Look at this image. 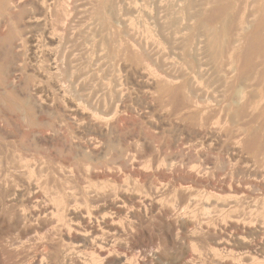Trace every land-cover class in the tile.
<instances>
[{"label": "rangeland", "instance_id": "374dc122", "mask_svg": "<svg viewBox=\"0 0 264 264\" xmlns=\"http://www.w3.org/2000/svg\"><path fill=\"white\" fill-rule=\"evenodd\" d=\"M19 1L23 3L26 0ZM87 1L90 5L86 0H65L64 3L66 4L63 3V0L62 3H60V0H52L56 9L51 8L50 15H47L46 18L48 23L46 22L45 25V28L54 25L58 30L62 26V22L67 21L69 26L67 35L70 40L66 46H68V49H74L75 55L72 57V61L75 64L71 61L70 65L65 67L66 71L67 68L68 71H71L75 66L73 69L74 72L76 71L74 84H77L75 86L77 90L72 89L69 86L70 83L66 81V75H64L66 71L64 74H58L62 79L58 84H61L62 86H60L64 89L60 87L61 90L59 91L53 86L56 84L57 75L50 74L45 70L47 67L45 53L47 51L54 53L56 49L53 46H43L41 29L26 25V18H23L20 21L21 23L16 20L10 22L7 15L12 14L13 11L17 12L18 7H12L11 11L9 10L6 13L7 19L0 16V38H12V52L18 53L16 65L18 69L20 68L17 70L19 72H14L15 74L19 73L16 76L13 73L6 77L0 75V83L2 82L0 84L2 89H0V106H2V108L0 107V127H3L4 131L7 132L3 134L4 136L0 135V166L2 168L6 165L9 166L7 170L9 173L0 170V264H40L42 262L44 264H84V262L107 264L110 258L117 255L121 258L118 264H129V262L131 264H264V0H249V5L245 6L246 8L242 4L244 0H211L207 4L208 8L206 10H201L206 0H187L186 5L190 4V13L202 12V15L199 14V17L192 19L195 28L191 30L183 29L184 20L183 24L176 22L177 14L174 12L170 15V22L166 25L163 24L168 7H171L173 11H177L181 5L178 0H163L164 3L161 0L162 3L159 0H152L151 3L150 0H136V4H133L131 0H117V6L120 5L119 9L117 8L119 12L117 20H112L110 13L104 12L106 0ZM191 1L192 3H190ZM125 2H128V4ZM137 3L140 6H137ZM26 7V10L22 9L25 15L30 12L29 6ZM242 9L245 10L246 18L250 20L251 26L242 33L239 42L234 43L237 44L236 49L232 52L234 67L229 73H225L227 81L225 82L220 73L215 70L220 63L227 62L228 49L236 39L235 21ZM65 14L69 17H66ZM58 17H60L61 23L60 20H56ZM128 18L130 19L128 20ZM157 18L158 20H156ZM155 20L160 21L161 24L155 25ZM129 21L130 23L126 24ZM224 21L228 22L227 26H225ZM171 22L173 25H171ZM231 22L234 24H231ZM144 26L149 27L152 34L147 30L145 31ZM178 26L180 28H177ZM108 27L113 29L110 30ZM107 31L118 37H123L126 42L132 43L134 41V49L129 48L127 51L119 49L116 51L115 47L112 50L110 48L105 49V47L104 50L99 47L98 42ZM139 32L141 33L138 35ZM208 32L213 35L212 39L216 43V50L214 48L213 51L216 55L220 53L219 58L213 59L211 56L213 51L205 48L206 33ZM145 35L147 36L145 37ZM201 36H204V38ZM157 39L161 41L156 42ZM21 40H23L22 43ZM191 41L197 43L198 49L192 57L197 64L190 71V62L187 58L189 60L192 58H189L187 54L190 52L189 44ZM36 45L38 48L35 47ZM138 46L139 49H137ZM102 50L104 51L101 52ZM38 51H40V55H38ZM86 52H90L92 63L89 66L90 68L88 67L86 77L84 79L80 77L81 81L76 75H79L78 69L86 61ZM123 53L124 57L120 56ZM34 58H38V61ZM159 73L161 76H159ZM245 73L249 78L246 81L249 84L246 98L239 104L228 106V95L231 94L236 85L242 82ZM12 77L15 79H12ZM114 77L117 79V85L112 80ZM149 78H155L156 80L170 78L172 82L154 84L155 87H153L143 83L144 80L147 81ZM13 80L15 82L14 87L8 86V83L10 84ZM79 81L81 85L78 83ZM4 82H7V85ZM83 85L87 88V91H84L91 92L90 105L87 106V110L91 107L88 110L90 114L105 119L103 124H107L106 127L109 130V134L107 133L108 135L105 136V141L110 142L111 139L114 141L111 140L110 145L112 146L109 145L106 153L100 156V160L96 158L91 160L94 161L93 163L90 161L94 166L93 171L78 173L73 167V169L66 167L64 170H59L57 165L60 161L64 162L65 165L73 162L70 157L71 154L67 151L59 154L54 142L51 140L45 148L35 147L28 132L30 130L29 123L27 124L22 117L20 118L22 115L21 110L27 109L29 111V105L25 97L36 94L35 97L40 101L49 100L47 102L55 105L54 107H59V103L62 106L66 98L65 95L68 94L67 98H77V93L81 92L80 88ZM27 91L29 93H24ZM59 95H62V97ZM3 108L7 111L5 114L1 112ZM6 114L7 116H5ZM16 117H19L18 121ZM18 122L20 125H18ZM79 122L82 121H77L78 125ZM78 125L74 124V129L62 125L57 128V134L53 137L59 136L65 147L70 145L74 147L76 144L87 147L89 144L88 137L92 138L90 140L93 142L98 141L97 138L95 139L85 131V136L81 133L77 134L75 128ZM40 128L37 127L40 135L48 136L52 132L45 127ZM8 130L9 134L11 133L10 135L14 137L8 134ZM146 142L150 143V147L146 146ZM119 150L123 152L129 161H132L128 162L129 165L126 164L125 168L121 169L122 171L111 164L109 170L110 168L113 169L109 171L103 163L109 162V158ZM19 154H34L43 157L42 159L46 164L43 163L44 169L39 173L41 177L38 173L29 174V176L28 173H18L12 169L11 166H16L19 163ZM97 161L100 163H97ZM190 167H192V170ZM102 169L105 170L102 171ZM204 169L206 172H203ZM62 177L69 179V186H74L70 190L65 189L67 199L71 198L69 200L72 201L69 205H62L64 210L59 205L58 209L61 208L59 211L63 210V213L55 211L57 205H54L51 198L52 194L62 187ZM105 178L111 184L114 182L112 185L117 190L112 188L110 183V186L105 185L107 187H101V190L87 187L86 182L88 184L99 183ZM29 188L35 190L32 191L33 189L30 190ZM70 192L73 195H70ZM34 195L38 196L39 203L37 204L35 198H33ZM153 196L157 200L159 199V202ZM160 198H163V200L160 201ZM68 206L71 209L77 208L78 216L84 217L85 221L70 214L71 209ZM25 208L26 210H24ZM88 210L90 215L87 214ZM32 211L36 213L34 212V214ZM56 212L57 214L61 213V215H56ZM19 213H22L23 216L25 214L22 220L17 219ZM58 216L63 217L59 218ZM87 218H89V221ZM82 222L86 225L85 227ZM53 224H55V227ZM72 224H77L81 230L85 229L87 225L96 229L99 227L97 229V239H100L97 241L98 244L97 242L88 241L83 247L78 248L76 242L78 234L72 228ZM111 224L112 227H116L114 231L111 230L113 232L105 226ZM50 225H53V227H50ZM31 227L32 231L28 229H31ZM35 229L36 234L34 233ZM69 229H71V232ZM66 230L68 234L65 232ZM63 233L65 234L63 235ZM224 236L225 238H223ZM35 237L37 240H35ZM221 243L225 244L222 245ZM42 245L44 247H41ZM68 248L69 250L71 248L75 250L70 252ZM229 249L230 252L227 253ZM132 251L134 254H132ZM79 252L82 255L79 254V256L77 254ZM127 255L132 256V258ZM44 256L46 260H43ZM79 257L82 261L79 260ZM91 259L94 262H91ZM100 261L104 262L101 263Z\"/></svg>", "mask_w": 264, "mask_h": 264}, {"label": "bare ground", "instance_id": "6f19581e", "mask_svg": "<svg viewBox=\"0 0 264 264\" xmlns=\"http://www.w3.org/2000/svg\"><path fill=\"white\" fill-rule=\"evenodd\" d=\"M61 2L60 3H62V0H60ZM64 1L65 0H63V3H64ZM104 1V0H103ZM132 1V3L133 4H136V0H131ZM138 1V0H137ZM151 1L152 0H150V3H151ZM157 1V0H156ZM160 1V0H159ZM162 2H163V0H161ZM160 1V3H162ZM179 1L181 2V5L179 6V8L177 9V11H173V9L171 8V7H168V9H167V13H166V15H165V21H163V24H168L169 22H170V15L171 14H173V12L175 13V14H177L176 15V22H178V23H180V24H183V20L185 21V24H184V28L183 29H189V30H191V29H194L195 28V26L192 24V21H194V20H192V19H196L197 17H199V14H201L202 15V12H196V13H190L189 12V10H191L190 9V4H187L186 5V3H187V0H178V3H179ZM213 1V0H212ZM242 1V0H241ZM21 1H19V0H0V16H2V17H5L6 18V13L12 8V7H14V8H16V7H18L19 8V10L17 11V12H15V11H13L12 12V14H8L7 16V18H8V20L11 22L12 20H16V21H18V22H20V21H22V19L23 18H26L25 20H27L26 22H25V24L26 25H32V26H35V27H38L39 29H41V38H42V43H43V46H46V47H50V46H53L56 50H54L55 52L54 53H51L50 51H47L45 54H46V56H47V58H46V68H45V70L46 71H48V73H50V74H55V75H57L56 77H57V79L55 80L56 82V84H54L53 86H55L59 91L61 90V88H63V87H61L58 83H59V81L60 80H62L61 78H60V76L58 75V74H64L65 73V71H66V65L68 66V65H70V63H71V61H72V57L75 55V53L73 52L74 51V49L73 48H69L68 49V46H66V44L67 43H69V40H70V38H69V36L67 35V32H68V25H67V21H63L62 22V26L57 30V28H56V26H51L50 25V28H45V25H46V22L48 21V20H46V18H47V15H50L49 14V12H51V8H55V3L53 4L52 3V0H50V1H48V0H26V1H23V3H20ZM83 2V1H82ZM86 2L88 3V1L86 0ZM117 0H106V4H105V10H104V12L106 11L108 14L110 13V17H111V19L112 20H117V18H119L118 16V10H117V8L119 9V7H120V5H119V7L117 6ZM141 2H143V1H141ZM211 2V0H206L205 1V3H204V5L201 7V10H206L208 7H207V4H209ZM229 2V1H228ZM249 0H244V3H242L243 5H244V8H246L245 6H247V5H249ZM13 3V4H12ZM84 3V2H83ZM124 3V2H123ZM125 3H127L128 4V2H125ZM144 3V2H143ZM146 3V2H145ZM157 3V2H156ZM160 3H159V5H160ZM164 3V2H163ZM167 3V2H166ZM182 3H184V4H182ZM190 3H192V1L190 2ZM240 3V2H239ZM262 3V2H261ZM64 4H66V3H64ZM85 4V3H84ZM89 4V3H88ZM140 4H142V3H140ZM169 4V3H168ZM196 4V3H195ZM241 4V3H240ZM29 6L28 7V9H29V13H27L26 15L24 14L25 12H23V10L25 9L26 10V6ZM90 5V4H89ZM103 5V4H102ZM131 5V4H130ZM139 4L137 3V6H138ZM156 5V4H155ZM166 5V4H165ZM164 5V6H165ZM200 5V4H199ZM65 6V5H64ZM68 7L70 6V5H67ZM84 6V5H83ZM87 6V5H86ZM85 6V7H86ZM123 6V5H122ZM121 6V7H122ZM128 6V5H127ZM140 6V5H139ZM144 6V5H143ZM168 6V5H167ZM192 6H194L193 4H192ZM197 6V5H196ZM57 7V6H56ZM79 7H81V6H79ZM103 7V8H104ZM125 7V6H124ZM136 7V6H135ZM148 7H149V4H148ZM160 7V6H159ZM250 7V6H249ZM65 8V7H64ZM63 8V9H64ZM84 8V7H83ZM82 8V9H83ZM92 8H93V6H92ZM95 8V7H94ZM97 8H99V7H97ZM96 8V9H97ZM145 8H147V7H145ZM152 8V7H151ZM251 8V7H250ZM262 8V7H261ZM264 8V7H263ZM23 9V10H22ZM27 9V10H28ZM56 9V8H55ZM81 9V10H82ZM90 9V8H89ZM99 9H101V8H99ZM159 9V8H158ZM192 9H194V8H192ZM197 9V8H196ZM248 9V8H247ZM15 10V9H14ZM149 10V9H148ZM165 10V9H164ZM171 10H172V12H171ZM11 11V10H10ZM91 11V10H90ZM144 11V10H143ZM147 11V10H146ZM194 11V10H193ZM215 11V10H214ZM223 11V10H222ZM239 11V10H238ZM247 11V10H246ZM63 12H65V11H63ZM98 12H100V11H98ZM232 12V11H231ZM66 13V12H65ZM78 13V12H77ZM82 13H86V12H82ZM121 13V12H120ZM141 13H143L142 11H141ZM158 13H160V12H158ZM240 13V12H239ZM250 13V12H249ZM58 14V13H57ZM76 14V13H75ZM89 14H90V12H89ZM89 14H87V15H89ZM220 14V13H219ZM218 14V15H219ZM256 14V13H255ZM255 14H254V16H255ZM80 15V14H79ZM143 15V14H142ZM65 16H66V14H65ZM75 16V15H74ZM78 16V15H77ZM82 16V15H81ZM86 16V15H85ZM127 16V15H126ZM153 16H154V14H153ZM162 16V15H161ZM66 17H69V16H66ZM65 17V18H66ZM72 17V16H71ZM96 17V16H95ZM103 17V16H102ZM107 17V16H106ZM124 17V16H123ZM122 17V18H123ZM144 17H145V15H144ZM156 17H157V15H156ZM211 17V16H210ZM1 18V17H0ZM6 18V19H7ZM74 18V17H73ZM132 18H134V17H132ZM227 18V17H226ZM232 18V17H231ZM257 18V17H256ZM255 18V19H256ZM76 19V18H75ZM74 19V20H75ZM130 18H128V20H129ZM142 19V18H141ZM152 19V18H151ZM206 19V18H205ZM56 20H60V17H58V18H56ZM87 20V19H86ZM145 20H146V18H145ZM156 20H158V18L156 19ZM154 21L155 22V25H158V23L159 24H161L160 23V21L158 22V21ZM225 20V19H224ZM234 20V19H233ZM1 21V20H0ZM133 21V20H132ZM131 21V22H132ZM135 21V20H134ZM150 21V20H149ZM153 21V20H152ZM189 21H191L190 23H188ZM51 22V21H50ZM85 22V21H84ZM154 22H153V24H154ZM187 22V23H186ZM210 22V21H209ZM21 23V22H20ZM48 23V22H47ZM60 23H61V20H60ZM127 23H130V21L129 22H126V24ZM140 23V22H139ZM143 23H144V21H143ZM172 23V22H171ZM222 23V22H221ZM235 25L236 26H234V27H236V39H234V41H233V43L231 44V47L228 49V54H227V62H225L224 64H222V63H220L218 66H217V69L215 70V71H217V72H219L220 73V75L222 76V78L225 80V82H227L226 81V78H225V73L227 74V73H229L231 70H233V67H234V59H233V51H234V49H236V47H237V44H234V43H236V42H239V40L241 39V35H242V33L245 31V30H247L248 28H249V26H251V22H250V20L249 19H247L246 18V15H245V10L244 9H242L241 10V13H240V15H239V17H238V19L235 21ZM74 24V23H73ZM121 24V23H120ZM120 24H118V25H120ZM134 24V23H133ZM146 24V23H145ZM144 24V25H145ZM149 24H151V23H149ZM179 24V25H180ZM224 24H225V26H227V24H228V22L227 21H224ZM231 24H234V23H232L231 22ZM84 25V24H83ZM100 25V24H99ZM147 25V24H146ZM171 25H173V23L171 24ZM17 26H18V24H17ZM49 26V25H48ZM76 26V25H75ZM82 26V25H81ZM80 26V27H81ZM130 26H132V24H130ZM134 26V25H133ZM153 26V25H152ZM161 26H164V25H161ZM230 26H232V25H230ZM15 27V26H14ZM47 27V26H46ZM73 27V26H72ZM78 27V26H77ZM84 27V26H83ZM95 27H96V25H95ZM99 27V26H98ZM116 27V26H115ZM120 27H121V25H120ZM129 27V26H128ZM136 27V26H135ZM145 27V26H144ZM157 27V26H156ZM208 27V26H207ZM33 28V27H32ZM73 28H76V27H73ZM72 28V29H73ZM91 28V27H90ZM99 28H102V27H99ZM112 28V27H111ZM111 28H109L108 27V29H110L111 30ZM118 28V27H117ZM133 28V27H132ZM137 28V27H136ZM146 28V27H145ZM153 28V31H154V26L152 27ZM177 28H180V26H178ZM226 28V27H225ZM233 28V27H232ZM71 29V30H72ZM77 29V28H76ZM96 29V28H95ZM106 29V28H105ZM113 29V28H112ZM144 29V28H143ZM156 29V28H155ZM167 29V28H166ZM212 29V28H211ZM25 30V29H24ZM134 30V29H133ZM145 31L147 30V32H152V31H150V29H149V27H147L146 29H144ZM159 30H160V28H159ZM159 30H157V31H159ZM233 30H235V29H233ZM40 31V30H39ZM38 31V32H39ZM96 31V30H95ZM116 31V30H115ZM132 31V30H131ZM130 31V32H131ZM139 31H140V29H139ZM144 31V32H145ZM169 31V30H168ZM185 31V30H184ZM14 32V31H13ZM32 32V31H31ZM156 32V31H155ZM161 32V31H160ZM12 33V32H11ZM35 34H36V32H34ZM34 33H33V36H34ZM73 33H74V31H73ZM141 32H139L138 33V35L140 34ZM148 33V36L150 35V34H152V33H150L149 34ZM166 33V32H165ZM27 34V33H26ZM76 34V33H75ZM92 34V33H91ZM117 34V33H116ZM120 34H122V33H120ZM137 34V33H136ZM184 34V33H183ZM229 34V33H228ZM31 35V34H30ZM37 35V34H36ZM71 35V34H70ZM74 35V34H73ZM81 35H83V34H81ZM118 35V34H117ZM137 35V36H138ZM165 35V34H164ZM164 35H162V36H164ZM204 35V34H203ZM32 36V37H33ZM112 36H114V37H112ZM143 36H144V34H143ZM147 35H145V37H146ZM206 36H207V39L205 40V44H206V49L207 48H209V49H211L212 51L214 50V48H215V42H214V39H212L213 38V35L211 34V33H206ZM230 36V35H229ZM31 37V36H30ZM132 37V36H131ZM136 37V36H135ZM154 37H156L155 35H154ZM194 37V36H193ZM198 37V36H197ZM202 37V36H201ZM201 37H199V39H201ZM14 38V37H13ZM94 38V37H93ZM140 38H141V36H140ZM149 38V37H148ZM202 38H204V36L202 37ZM234 38V37H233ZM18 39H19V37H18ZM23 39V38H22ZM32 39V38H31ZM36 39V38H35ZM38 39V38H37ZM92 39V38H91ZM95 39V38H94ZM138 39H139V37H138ZM147 40V39H146ZM152 40V39H151ZM154 40H155V38H154ZM168 40V39H167ZM193 40H194V38H193ZM228 40V39H227ZM22 41L23 40H21L20 42L22 43ZM34 41V40H33ZM93 41V40H92ZM149 41V40H148ZM153 41V40H152ZM161 41V40H160ZM160 41H158V39H157V41L156 42H160ZM164 43H165V38H164ZM196 41H197V39H196ZM231 41V40H230ZM26 42H27V40H26ZM37 42H39V41H37ZM36 42V43H37ZM97 42V41H96ZM132 42V41H131ZM134 42V41H133ZM129 43L128 41L126 42L125 40H123V37L121 38L120 36L118 37V36H116L114 33H112V32H109V31H107L103 36H102V38L100 39V41L98 42V45H99V47H101L102 49H104V47H105V49L106 48H110L111 50H112V48H114L115 47V49H116V51H118L119 49L120 50H122V49H124L125 51H127V50H129V48L130 49H134V43ZM175 42V41H174ZM11 43H12V38H10V37H5V38H0V75L2 76V77H6V76H8V75H10V74H15L14 72L15 71H17V70H19L18 68H17V63H16V61H17V55H18V53L16 54L15 53V51L14 52H12V47H11ZM28 43V42H27ZM41 43V44H42ZM201 43V42H200ZM199 43V44H200ZM84 44V43H83ZM126 44V45H125ZM146 44H147V42H146ZM26 45V44H25ZM68 45V44H67ZM76 45V44H75ZM125 45V46H124ZM188 45V44H187ZM190 47H189V50H190V52L187 54L186 53V51H185V53L187 54V55H189L188 57L189 58H192L193 57V55L196 53L195 51H196V49H198V46H197V43L196 42H193V41H191L190 42ZM29 46V45H28ZM28 46H26V47H28ZM39 46V45H38ZM146 46V45H145ZM149 46V45H148ZM35 47H37V45L35 46ZM39 47H41V46H39ZM74 47V46H73ZM136 47H137V44H136ZM150 47V46H149ZM177 47V46H176ZM200 48H201V46H199ZM239 47V46H238ZM31 48V47H30ZM38 48V47H37ZM80 48H81V46H80ZM146 48H147V46H146ZM32 49V48H31ZM36 49V48H35ZM40 49V48H39ZM38 49V50H39ZM79 49V48H78ZM104 49V50H105ZM137 49H139V46H138V48ZM61 50V51H60ZM104 50H102L101 52H103ZM145 50V49H144ZM215 50H216V48H215ZM28 51H29V49H28ZM36 51V50H35ZM43 50H42V48H41V52H42ZM80 51V50H79ZM146 51V50H145ZM179 51V50H178ZM180 51H182V50H180ZM188 51V50H187ZM200 51V50H199ZM25 52H27V51H25ZM37 52V51H36ZM77 52V51H76ZM98 52V51H97ZM106 52V51H105ZM108 52V51H107ZM114 52V51H113ZM183 52V51H182ZM181 52V53H182ZM30 53V52H29ZM40 53V51H38V55H40L39 54ZM90 52H86V55H85V59H86V61H85V63L82 65V63H81V67L78 69V71H79V75H76V76H78V78L81 80V78L80 77H82L83 79L86 77V72L88 73V67L91 65V63H92V58L90 57V54H89ZM118 54H119V52H117ZM31 54V53H30ZM33 54V53H32ZM79 54V53H78ZM116 54V53H115ZM211 54V53H210ZM36 55V54H35ZM37 55V56H38ZM218 55V56H217ZM217 55H216V53L213 51V55H211L212 56V58L214 59V58H219V55H220V53H217ZM76 56H78V55H76ZM120 56H123L124 57V53L121 55L120 54ZM30 57V56H29ZM40 57V56H39ZM45 57V56H44ZM79 57V56H78ZM195 57V56H194ZM42 58V57H41ZM27 59V58H26ZM34 59H37V61H38V58H34ZM224 59V58H223ZM31 60V59H30ZM77 60V59H76ZM126 60V59H125ZM157 60H159V59H157ZM187 60H188V62H190V71H191V68L192 67H194L197 63L195 62V60H194V58H192V59H188L187 58ZM118 61V60H117ZM123 61V60H122ZM185 61V60H184ZM33 63H34V61H32ZM73 62V61H72ZM79 62H81V61H79ZM99 62V61H98ZM40 63V62H39ZM74 63V62H73ZM78 63V62H77ZM158 63H161V62H158ZM258 63V62H257ZM36 64V63H35ZM34 64V65H35ZM75 64V63H74ZM94 64V63H93ZM28 65V64H27ZM33 65V64H32ZM45 65V64H44ZM120 65H121V63H120ZM128 65V64H127ZM37 66V65H36ZM124 66V65H123ZM75 67V66H74ZM74 67L72 68V70L71 71H68V68H67V71H66V73L64 74V75H66L65 76V78L67 79L66 81H68L70 84H69V86L73 89V88H75L76 90H77V88L75 87L77 84H74V82H75V80H74V76H75V74H76V71L74 72ZM32 68V67H31ZM34 68H36V67H34ZM77 68V67H76ZM90 68V67H89ZM105 68V67H104ZM235 68H236V65H235ZM38 69H39V67H38ZM33 70V69H32ZM40 70V69H39ZM42 70H43V68H42ZM76 70V69H75ZM131 70V69H130ZM134 70V69H133ZM36 71H38V70H36ZM109 71V70H108ZM136 71V70H135ZM237 71V70H236ZM17 72H19V71H17ZM23 72V71H22ZM29 72V71H28ZM35 72V71H34ZM39 72V71H38ZM100 72V71H99ZM138 72V71H137ZM90 73V72H89ZM102 73V72H101ZM248 73H250L249 71H248ZM16 74H19V73H16ZM16 74H15V76H16ZM21 74V73H20ZM30 74V73H29ZM34 74H36V73H34ZM161 74H163V73H161ZM188 74H190V73H188ZM46 75H48V74H46ZM109 75V74H108ZM156 75V74H155ZM247 74L245 73V77L243 78V80H242V82H240L238 85H236L235 86V88H233V90H232V92H231V94L230 95H228V106H232V105H234V104H239V103H241L245 98H246V92H247V88L249 87V84H247L246 83V81L249 79V78H247V76H246ZM13 76V75H12ZM24 76V75H23ZM26 76V75H25ZM24 76V77H25ZM94 76V75H93ZM116 76V75H115ZM158 76V75H157ZM159 76H161L160 75V73H159ZM117 77V76H116ZM116 77H114L112 80L114 81V83H115V85H117V79H116ZM256 77V76H255ZM11 78V77H10ZM20 78V77H19ZM54 78V77H53ZM76 78V77H75ZM118 78H119V75H118ZM159 78V77H158ZM171 78V77H170ZM170 78L169 79H166V78H160V79H158V80H156L155 78H149V80H144V82L143 83H145L146 85H148V86H150V85H154V84H157V85H159L160 83H169V82H172L171 80H170ZM5 79H8V78H5ZM12 79H15V78H13L12 77ZM11 79V80H12ZM148 79V78H147ZM192 79V78H191ZM194 79V78H193ZM3 80V79H2ZM1 80V81H2ZM241 80V79H240ZM8 81V80H7ZM18 82H20L19 80H17ZM17 81H16V83H17ZM78 81V80H77ZM82 81V80H81ZM91 81V80H90ZM62 82V81H61ZM86 82V81H85ZM120 82V81H119ZM2 83V82H1ZM0 83V84H1ZM5 83V82H4ZM7 83V82H6ZM5 83V84H6ZM21 83V82H20ZM24 83V82H23ZM53 83V82H52ZM66 83V82H65ZM80 85H81V83H80V81L78 82ZM84 83V82H83ZM171 84V83H170ZM7 85V84H6ZM9 85H11V87L13 86V85H15V82H14V80L13 81H11L10 82V84L8 83V86ZM18 85H20L19 83H18ZM86 85H87V83H86ZM68 86V87H69ZM88 86V85H87ZM14 87V86H13ZM61 87V88H60ZM68 87H66V88H68ZM118 87V86H117ZM153 87H155V86H153ZM17 88V87H16ZM27 88V87H26ZM1 89V88H0ZM22 90H23V88H21ZM64 89V88H63ZM2 90V89H1ZM18 90V89H17ZM80 90H81V92H79V93H77V98L76 97H74V98H67V95L68 94H66L65 96H66V98H65V101H63V104H62V106H60V103H59V107H54L55 105H52V103H49V102H47V101H49V100H47V101H40V100H38V98H36L35 96L37 95L36 93H34V94H36V95H34V96H27V97H25V99H26V102H27V104L29 105V111L27 110V109H25V110H21V114L19 113V115H21L20 116V118L22 117V119L28 124V126H29V134H30V136H31V140L33 141V143H34V145H35V147H37V148H45L46 147V145L49 143V140H51L52 142H54V145L56 146V149H57V152L59 153V154H62V153H64V152H68V153H70L71 155H70V157H71V159H72V161L73 162H69V164L66 166L65 165V163L64 162H57L58 163V165H57V169H65L66 167H69V168H71V169H73V168H75L76 169V171L78 172V173H81L82 171H86V172H91V170L93 171V164H91V160L92 159H98L99 158V160H100V156H103L105 153H106V151H107V148L109 147V145L111 144L110 142H111V140H113V139H111L110 140V142L109 141H105V136L106 135H108L109 134V130L107 129V127H106V125H104L103 123H104V120L105 119H103V118H98L96 115H93V114H90L89 113V109L91 108H89L88 110H87V106H89L90 105V94H91V92H86L87 91V88L85 87V85H83L81 88H80ZM84 90H86V91H84ZM110 90V89H109ZM20 91V90H19ZM64 91V90H63ZM115 91V90H114ZM3 92V91H2ZM5 92V91H4ZM14 92H16V91H14ZM67 92V91H66ZM72 92V91H71ZM77 92V91H76ZM110 92V91H109ZM21 93V92H20ZM24 93H29L28 91L27 92H24ZM32 93V92H31ZM53 93V92H52ZM52 93H51V95H52ZM59 93V92H58ZM64 93V92H63ZM17 94V93H16ZM55 94V93H54ZM60 94V93H59ZM72 94V93H71ZM116 94V93H115ZM56 95H57V92H56ZM22 96V95H21ZM20 96V98H22ZM60 96V95H59ZM71 96V95H70ZM39 97V96H38ZM45 97V96H44ZM56 97V96H55ZM60 97H62V95L60 96ZM73 97V96H72ZM46 98V97H45ZM2 99V98H1ZM24 99V98H23ZM42 99H44V98H42ZM53 99V98H52ZM64 99V98H63ZM62 99V100H63ZM110 99H111V96H110ZM57 100V99H56ZM61 100V99H60ZM23 101V100H22ZM50 101H52V100H50ZM54 101V100H53ZM1 102V101H0ZM11 102V101H10ZM60 102V101H59ZM96 102V101H95ZM112 102V101H111ZM225 102H226V100H225ZM13 103V102H12ZM56 104H58V103H56ZM97 104H98V102H97ZM99 104H100V102H99ZM4 105V104H3ZM101 105V104H100ZM105 105H107L106 103H105ZM105 105H102V106H105ZM109 105V104H108ZM121 105V104H120ZM250 105V104H249ZM252 105V104H251ZM5 106V105H4ZM111 106V105H110ZM116 106V105H115ZM1 108H2V106H0ZM22 107V106H21ZM118 107V106H117ZM1 108H0V110H1ZM114 109H116V108H114ZM6 109H4L3 108V110L1 111L2 113H4L5 114V112H7V111H5ZM118 111V110H117ZM9 114V113H8ZM18 115V116H19ZM5 116H7V114L5 115ZM9 116V115H8ZM10 117V116H9ZM8 117V118H9ZM103 117V116H102ZM104 117H106V116H104ZM17 118V117H16ZM15 118V119H16ZM19 118V117H18ZM18 118H17V121H18ZM107 119V118H106ZM79 120H81L82 122L78 125V123H77V121H79ZM5 121V120H4ZM12 121V120H11ZM16 121V120H15ZM21 121V120H20ZM1 123V122H0ZM2 123H3V121H2ZM13 123V122H12ZM107 123H108V121H107ZM109 123H111V122H109ZM74 124H76V125H78L77 126V128H75L76 129V133L78 134V133H81V135H84V131L85 132H87L88 134H90V135H92L95 139L97 138V140L98 141H96V142H93L92 140H90V139H92V138H89L88 137V140H89V144H88V146L87 147H82V146H80V145H78V144H76L74 147L72 146V145H70L69 147H65L64 146V144H62V142H61V138H59V136H54L53 137V135H56L57 134V128H59V127H61L62 125H66V127L67 128H69V129H74L73 127V125ZM13 125V124H12ZM18 125H20V123L18 122ZM1 126V125H0ZM4 127H5V125H3ZM14 126H16V125H14ZM24 126H25V124H24ZM111 125L109 124V127H110ZM21 127V126H20ZM27 127V126H26ZM37 127H45L46 129H49V130H51L52 132H51V134H50V132H49V134L50 135H48V136H44V135H40L39 133H38V131H37ZM10 128V127H9ZM12 128V127H11ZM14 128V127H13ZM16 128H17V126H16ZM19 128V127H18ZM40 128V129H41ZM112 128V127H111ZM8 129V128H7ZM39 129V130H40ZM5 129H3V127H0V135H2V136H4L3 134H5V133H7V132H5L4 131ZM10 130V129H9ZM9 130H8V134H9ZM15 130V129H14ZM13 130V131H14ZM20 130V129H19ZM45 130V129H44ZM66 130V129H65ZM11 131V130H10ZM24 131V130H23ZM23 131H21V132H23ZM60 131V130H59ZM113 131V130H112ZM74 132V133H75ZM13 133V132H12ZM24 133V132H23ZM59 133V132H58ZM60 133H61V131H60ZM108 133V134H107ZM11 134V133H10ZM9 134V135H10ZM16 134H18V133H16ZM42 134V133H41ZM48 134V133H47ZM241 134V133H240ZM7 135V134H6ZM90 135H88V136H90ZM10 136H13V135H10ZM74 136V135H73ZM85 136V135H84ZM241 136V135H240ZM14 137V136H13ZM13 137H11V138H13ZM17 137V136H16ZM81 137V136H80ZM73 138H75V137H73ZM77 138V137H76ZM87 138V137H86ZM29 140H30V138H28ZM83 139V138H82ZM73 140V139H72ZM77 140H79V139H77ZM81 140V139H80ZM108 140V139H107ZM82 141V140H81ZM80 141V142H81ZM87 141V140H86ZM114 141V140H113ZM150 142V141H149ZM149 142H146V146L147 147H150V143ZM32 143V142H31ZM77 143V142H76ZM82 143V142H81ZM51 144V143H50ZM83 144V143H82ZM68 145V144H67ZM84 146H85V144H84ZM110 146H112V145H110ZM26 147V146H25ZM197 147H198V145H197ZM30 148V147H29ZM29 148H27V149H29ZM32 149V148H31ZM196 149V148H195ZM31 151V150H30ZM43 153V152H42ZM24 154V153H23ZM23 154H19V159H18V161H19V163L16 165V166H11L12 167V169L15 171V172H21V173H28V175L29 174H35V173H41V171H43V166L46 164V163H44V161H43V157L41 156H39V155H34V154H32V155H23ZM44 155V154H43ZM113 155V154H112ZM234 156V155H233ZM16 157H17V155H16ZM134 157V156H133ZM232 157V156H231ZM135 158V157H134ZM136 159V158H135ZM76 161V162H75ZM91 161V162H90ZM109 162H104L103 163V165L109 170V165H111V164H114L115 165V167H117V169H119V170H123L124 168H125V166H126V164H128V162H131L132 160H130L129 161V159L126 157V156H124V154H123V152L122 151H117L113 156H111L110 158H109V160H108ZM94 162V161H93ZM92 162V163H93ZM43 163H44V165H43ZM97 163H100V162H98L97 161ZM102 163V162H101ZM5 164H8V163H5ZM135 164V163H134ZM129 165V164H128ZM131 165V164H130ZM140 165V164H139ZM190 166H193V165H190ZM53 167V166H52ZM73 167V168H72ZM101 167V166H100ZM8 168H9V166L7 167V165L6 166H4L3 168H2V166H0V170H2V171H7L8 170ZM192 167H190V169H191ZM53 169V168H52ZM111 169H113V168H110V170ZM116 169V170H117ZM202 169V168H201ZM206 169V168H205ZM203 170V172L205 171L206 172V170ZM48 170V169H47ZM105 170V169H104ZM103 169H102V171H104ZM109 170V171H110ZM115 170V169H114ZM121 170V171H122ZM192 170V169H191ZM72 171H74V170H72ZM197 171H198V169H197ZM197 171H195V172H197ZM8 172V171H7ZM120 172V171H119ZM202 172V171H201ZM9 173V172H8ZM66 173H68V172H66ZM129 173V172H128ZM197 173H199V172H197ZM104 174V173H103ZM105 174H106V171H105ZM104 174V175H105ZM205 174V173H204ZM40 175V174H39ZM60 175V174H59ZM107 175H108V172H107ZM121 175V174H120ZM30 176V175H29ZM231 176V175H230ZM40 177H41V175H40ZM78 177H79V175H78ZM62 179V183H61V188L60 189H58L57 190V192H54V194H52V196H51V198H52V200L54 201V205H57L56 206V210L55 211H58V212H62L64 209H63V207H62V205L64 206V205H69V203L72 201V200H69V199H71V198H68L67 199V193H65V189H68V190H70V189H72V188H74V186L72 187V186H69L68 184V182H69V179H67V178H65V177H62L61 178ZM85 179V178H84ZM123 179H125V178H123ZM126 179H128L127 177H126ZM102 180V179H101ZM100 180V181H101ZM39 181H40V179H39ZM87 181H88V179H87ZM126 181H128V180H126ZM35 182V181H34ZM38 182V181H37ZM90 182V181H89ZM92 182V181H91ZM26 183V182H25ZM36 183V182H35ZM81 183V182H80ZM110 182H109V180L108 179H104L103 181H101V182H99V183H87L86 182V184L88 185L87 187L88 188H93L94 190H98V188L101 190V187L103 188H106L107 186H105V185H109L110 186V184H109ZM114 183V182H113ZM112 183V184H113ZM167 183V182H166ZM235 183H237V182H235ZM30 184V183H29ZM31 184H33L32 182H31ZM30 184V185H31ZM42 184V183H41ZM111 184V185H112ZM160 184H162V183H160ZM35 185V184H34ZM34 185H32L33 187H34ZM47 185V184H46ZM84 185H85V183H84ZM124 185H125V183H124ZM123 185V186H124ZM229 185V184H228ZM227 185V186H228ZM31 186V187H32ZM40 186H42V185H40ZM122 186V185H121ZM120 186V187H121ZM166 186V185H165ZM230 186V185H229ZM30 187V188H31ZM83 187H85V186H83ZM87 187H86V190H87ZM112 188H114L113 187V185L111 186ZM111 187H109V188H111ZM128 187V186H127ZM152 187V186H151ZM159 187V186H158ZM174 187V186H173ZM176 187V186H175ZM28 188V187H27ZM29 188V189H30ZM35 188H36V186H35ZM38 188H39V184H38ZM38 188H37V190H38ZM43 188V187H42ZM125 188V187H124ZM124 188H123V190H124ZM185 188V187H184ZM33 189V188H32ZM32 189H30V190H32ZM85 189V188H84ZM115 189V188H114ZM113 189V190H114ZM150 189V188H149ZM156 189H158L157 187H156ZM159 189H160V187H159ZM168 189V188H167ZM30 190H29V192H30ZM35 189H33L32 191H34ZM36 190V191H37ZM103 190V189H102ZM112 190V189H111ZM115 190H117V189H115ZM119 190H120V188H119ZM126 190V189H125ZM128 190V189H127ZM126 190V191H127ZM161 190V189H160ZM174 190V189H173ZM125 191V192H126ZM153 191V190H152ZM159 191V190H158ZM15 192V191H14ZM44 192H45V190H44ZM80 192H82V191H80ZM94 192V191H93ZM33 193V192H32ZM87 193V192H86ZM124 193V192H123ZM153 193V192H152ZM16 194V193H15ZM29 194H31V193H29ZM35 194H36V192H35ZM39 194V193H38ZM70 195H73V193L72 192H70L69 193ZM82 194V193H81ZM91 194V193H90ZM97 195H98V193H96ZM115 194V193H114ZM147 194H148V192H147ZM146 194V195H147ZM159 194V193H158ZM166 194V193H165ZM69 195V196H70ZM83 195V194H82ZM116 195V194H115ZM130 195H131V192H130ZM154 195V194H153ZM163 195V194H162ZM126 196H128L127 194H126ZM126 196H125V198H126ZM132 196V195H131ZM148 196H150V195H148ZM156 196V195H155ZM164 196V195H163ZM162 196V197H163ZM40 197V196H39ZM100 197V196H99ZM151 197V196H150ZM29 198V197H28ZM32 198V197H31ZM33 198H35V203L37 204V203H39L38 202V196H33ZM73 198V197H72ZM116 198H118V197H116ZM124 198V197H123ZM131 198V197H130ZM134 198V197H133ZM139 198V197H138ZM145 198V197H144ZM153 198H154V196H153ZM157 198H159V197H157ZM74 199V198H73ZM111 199V198H110ZM128 199V198H127ZM154 199H156V198H154ZM161 199L163 200V198H160V201H161ZM32 200H34V199H32ZM139 200V199H138ZM137 200V201H138ZM141 200V199H140ZM148 200V199H147ZM153 200V199H152ZM157 200V199H156ZM159 200V199H158ZM157 200V201H158ZM226 200V199H225ZM30 201V200H29ZM120 201V200H119ZM219 201V200H218ZM141 202V201H140ZM159 202V201H158ZM34 203V202H33ZM116 203V202H115ZM144 203V202H143ZM149 203H150V201H149ZM155 203V202H154ZM161 203V202H160ZM159 203V204H160ZM72 204V203H71ZM106 204V203H105ZM117 204V203H116ZM135 204V203H134ZM62 207V211H59L60 209H58L60 206ZM119 205V204H118ZM144 205H146V203H144ZM33 206H37V205H33ZM32 206V207H33ZM46 206V205H45ZM123 206V205H122ZM69 207V206H68ZM34 208H36V207H34ZM42 208V207H41ZM50 209H51V207H49ZM70 208V207H69ZM74 208V207H73ZM117 208V207H116ZM71 209V208H70ZM100 209V208H99ZM102 209V208H101ZM109 209V208H108ZM24 210H26V208L24 209ZM32 210V209H31ZM38 210V209H37ZM42 210V209H41ZM44 210V209H43ZM54 210V209H53ZM84 210V209H83ZM19 211V210H18ZM85 211H86V209H85ZM85 211H84V213H85ZM98 210L96 209V212H97ZM33 212V211H32ZM35 212V211H34ZM33 212V213H34ZM47 212V211H46ZM66 212H68V211H66ZM115 212V211H114ZM117 212V211H116ZM25 213V212H24ZM36 213V212H35ZM34 213V214H35ZM49 213V212H48ZM51 214L53 213V212H50ZM63 213V212H62ZM70 214H72L74 217H80V219H82L83 221H85V219H84V217H82V216H78V211H77V208L75 209H71L70 210V212H69ZM89 213V210H88V212H87V214ZM131 213V212H130ZM44 214V213H43ZM50 214V215H51ZM59 215H61V213H58ZM57 214V212H56V215H58ZM86 214V215H87ZM27 215V214H26ZM46 215V214H45ZM48 215V214H47ZM81 215V214H80ZM83 215V214H82ZM89 215H90V213H89ZM97 215V214H96ZM104 215V214H103ZM24 216H25V214H24ZM23 214L22 213H19L18 215H17V219L18 220H22L23 219ZM34 216V215H33ZM41 216V215H40ZM43 216V215H42ZM53 216V215H52ZM72 216V217H73ZM100 216V215H99ZM107 216V215H106ZM115 216V215H114ZM32 217V216H31ZM38 217V216H37ZM59 218H62L63 216H58ZM89 217V216H88ZM96 217V216H95ZM95 217L93 218L94 220H95ZM103 217V216H102ZM101 217V218H102ZM108 217V216H107ZM70 218V217H69ZM68 218V219H69ZM90 218V217H89ZM89 218H87V220L89 221ZM104 218V217H103ZM113 218V217H112ZM28 219V218H27ZM35 219V218H34ZM66 219V218H65ZM79 219V220H80ZM91 219V218H90ZM99 219V218H98ZM116 219V218H115ZM16 220V219H15ZM43 220V219H42ZM103 220V219H102ZM106 220V219H105ZM112 220V219H111ZM111 220H110V222H111ZM38 221V220H37ZM55 221V220H54ZM61 221H62V219H61ZM70 221H71V219H70ZM69 221V222H70ZM113 222H114V220H112ZM16 222V221H15ZM72 222V221H71ZM93 222V221H92ZM100 222V221H99ZM107 222V221H106ZM105 222V223H106ZM109 222V221H108ZM18 223V222H17ZM16 223V224H17ZM32 223V222H31ZM54 223V222H53ZM58 223H60V222H58ZM75 223V222H74ZM78 223V222H77ZM94 223H95V221H94ZM97 223H98V221H97ZM96 223V224H97ZM112 223V222H111ZM115 223H116V221H115ZM207 224H208V222H206ZM55 224H57V223H55ZM55 224H53L54 225V227H55ZM67 224H68V221H67ZM81 224V223H80ZM82 224L84 225V223L82 222ZM86 224V223H85ZM89 224V223H88ZM237 224H238V222H237ZM22 225V224H21ZM37 225V224H36ZM43 225V224H42ZM53 225H50V227H53ZM65 225V224H64ZM98 225V224H97ZM118 225H120V224H118ZM203 225V224H202ZM206 225V224H205ZM27 226V225H26ZM44 226H45V224H44ZM57 226H59V225H57ZM66 226V225H65ZM71 226V225H70ZM86 225H84V227H85ZM101 226H102V222H101ZM106 227H107V229L109 230V231H111V230H115L116 229V227H112V224L111 225H105ZM121 226V225H120ZM208 226V225H207ZM253 226V225H252ZM42 227V226H41ZM66 227H69V226H66ZM98 227V226H97ZM199 227V226H198ZM245 227V226H244ZM243 227V228H244ZM38 228V227H37ZM40 228V227H39ZM70 228V227H69ZM72 228L73 229H75L76 231H77V234H78V238H77V247L78 248H81V247H83L84 245H85V243H87L88 241H91V242H97V241H99L98 239H97V237H98V234H97V229L99 228H94V227H91V226H88L87 225V227L85 228V229H80V228H78V226H77V224H72ZM71 228V229H72ZM104 228V227H103ZM203 228V227H202ZM29 230H31L32 231V227H31V229L30 228H28ZM27 229V230H28ZM52 229V228H51ZM59 229V228H58ZM63 229V228H62ZM71 229H69V231L71 232ZM102 229V228H101ZM106 230V229H105ZM108 230H106V231H108ZM248 230V229H247ZM35 231V232H34ZM33 232L36 234L37 232H36V229L34 230ZM40 231H41V229H40ZM49 231V230H48ZM68 231V232H69ZM113 231H111V232H113ZM117 231V230H116ZM115 231V232H116ZM215 231V230H214ZM252 231V230H251ZM38 232H39V230H38ZM43 232V231H42ZM47 232V231H46ZM51 232V231H50ZM66 233H67V230L65 231ZM69 232V233H70ZM201 232V231H200ZM44 233V232H43ZM110 233V232H109ZM118 233V232H117ZM197 233V232H196ZM254 233V232H253ZM32 235H34L33 233H31ZM39 234H41V233H39ZM60 234V233H59ZM59 234H58V236H59ZM65 233H63V235H64ZM68 234V233H67ZM100 234V233H99ZM231 234V233H230ZM38 235V234H37ZM36 235V236H37ZM56 235V234H55ZM250 235H251V233H250ZM39 236V235H38ZM37 236V237H38ZM204 236V235H203ZM229 236V235H228ZM234 236V235H233ZM34 237V236H33ZM46 237V236H45ZM45 237H44V239H45ZM57 237V236H56ZM69 237V236H68ZM108 237V236H107ZM112 237H113V235H112ZM239 237V236H238ZM38 238H40V237H38ZM223 238H225V236L223 237ZM231 238V237H230ZM241 238H244V237H241ZM48 239V238H47ZM50 239H51V237H50ZM217 239V238H216ZM28 240V239H27ZM35 240H37L36 239V237H35ZM62 240H64L63 238H62ZM102 240V239H101ZM104 240V239H103ZM112 240V239H111ZM219 240V239H218ZM221 240V239H220ZM228 240V239H227ZM231 240V239H230ZM33 241V240H32ZM39 241V240H38ZM60 241V240H59ZM65 241V240H64ZM107 241H108V239H107ZM109 241H110V239H109ZM113 241V240H112ZM112 241H111V243H112ZM25 242H26V240H25ZM222 242V241H221ZM230 242V241H229ZM28 243V242H27ZM47 243V242H46ZM62 243V242H61ZM90 243V242H89ZM104 243H105V241H104ZM110 243V242H109ZM109 243H107V244H109ZM21 244V243H20ZM31 244V243H30ZM29 244V245H30ZM41 244H43V243H41ZM44 244H45V242H44ZM97 244H98V242H97ZM99 244H100V242H99ZM102 244V243H101ZM222 245L223 244H225V243H221ZM14 245H15V243H14ZM50 245V244H49ZM65 245H67L66 243H65ZM19 246V245H18ZM24 246V245H23ZM32 246V245H31ZM61 246H62V244H61ZM97 246V245H96ZM242 246V245H241ZM41 247H44V245H42ZM98 247H100V246H98ZM109 247V246H108ZM220 247V246H219ZM223 247V246H222ZM28 248H29V246H28ZM63 248H64V245H63ZM77 248V249H78ZM85 248V247H84ZM102 248V247H101ZM103 248H104V246H103ZM225 248V247H224ZM229 248V247H228ZM250 248V247H249ZM24 249V248H23ZM37 249V248H36ZM45 249V248H44ZM223 249V248H222ZM227 249V248H226ZM68 250H69V248H68ZM71 250H72V248H71ZM71 250H69L70 252H71ZM75 250V249H74ZM74 250H72V251H74ZM84 250V249H83ZM219 250V249H218ZM247 250V249H246ZM25 251V250H24ZM31 251V250H30ZM29 251V252H30ZM44 251V250H43ZM78 251V250H77ZM223 251V250H222ZM226 251V250H225ZM230 252V249L229 250H227V253H229ZM32 252V251H31ZM67 252V251H66ZM90 253V252H89ZM89 253H88V255H89ZM138 253V252H137ZM136 253V254H137ZM150 253V252H149ZM156 253V252H155ZM221 253V252H220ZM224 253V252H223ZM226 253V252H225ZM232 253V252H231ZM40 254H43V253H40ZM64 254V253H63ZM78 255L79 254H81L82 255V253H77ZM94 254V253H93ZM115 254H117V253H115ZM132 254H134V252L132 251ZM45 255V254H44ZM71 255V254H70ZM124 255V254H123ZM138 255V254H137ZM220 256H221V254H219ZM218 255V257H220ZM80 256V255H79ZM91 256H93V255H91ZM90 256V257H91ZM95 256V255H94ZM128 256V255H127ZM135 256V255H134ZM140 256H142L141 254H140ZM154 256V255H153ZM217 256V255H216ZM215 256V257H216ZM229 256V255H228ZM43 257V256H42ZM45 257V256H44ZM88 257V256H87ZM89 257V258H90ZM95 257H97V256H95ZM128 257H130V255L128 256ZM136 257V256H135ZM232 257V256H231ZM236 257V256H235ZM239 257V256H238ZM41 258V257H40ZM39 258V260H41V259H43V258H41L40 259ZM80 258V257H79ZM78 258V259H79ZM130 258H132V256L130 257ZM129 258V259H130ZM145 258V257H144ZM243 258V257H242ZM129 259H127V260H129ZM222 259V258H221ZM234 259V258H233ZM239 259V258H238ZM43 260H46V257L43 259ZM79 260H81L82 261V259L80 258ZM93 260H94V258H93ZM92 259L90 260L91 262H94ZM121 260V258L117 255V256H114V257H112V258H110V260L108 261V263L107 264H118V262ZM126 260V259H125ZM124 260V261H125ZM132 260V259H131ZM236 260V259H235ZM64 261V260H63ZM85 261H87V260H85ZM97 261V260H96ZM124 261H122V262H124ZM130 261V260H129ZM146 261V260H145ZM238 261V260H237ZM41 262H42V260H41ZM84 262V261H83ZM101 262V261H100ZM104 262V261H103ZM103 262H101V263H103ZM128 262V261H127ZM135 262H136V260H135ZM140 262V261H139ZM153 262V261H152ZM250 262H252V261H250ZM43 263V262H42ZM42 263H40V264H42ZM86 262H84V264H85ZM96 263V262H95ZM148 263V262H147ZM154 263V262H153ZM193 263H195V262H193ZM39 264V263H38ZM44 264V263H43ZM86 264H89L88 262L86 263ZM98 264H100V263H98ZM129 264H131L130 262H129ZM258 264V263H257Z\"/></svg>", "mask_w": 264, "mask_h": 264}]
</instances>
